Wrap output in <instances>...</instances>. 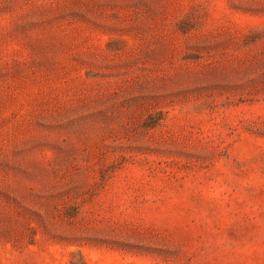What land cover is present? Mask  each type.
<instances>
[{
  "label": "rangeland",
  "instance_id": "1",
  "mask_svg": "<svg viewBox=\"0 0 264 264\" xmlns=\"http://www.w3.org/2000/svg\"><path fill=\"white\" fill-rule=\"evenodd\" d=\"M0 264H264V0H0Z\"/></svg>",
  "mask_w": 264,
  "mask_h": 264
}]
</instances>
